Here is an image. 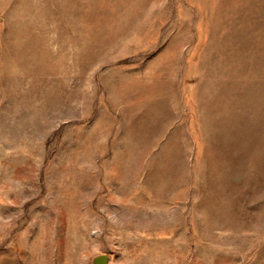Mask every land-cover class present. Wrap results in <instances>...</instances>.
<instances>
[{
    "label": "rangeland",
    "instance_id": "rangeland-1",
    "mask_svg": "<svg viewBox=\"0 0 264 264\" xmlns=\"http://www.w3.org/2000/svg\"><path fill=\"white\" fill-rule=\"evenodd\" d=\"M264 264V0H0V264Z\"/></svg>",
    "mask_w": 264,
    "mask_h": 264
},
{
    "label": "water",
    "instance_id": "water-1",
    "mask_svg": "<svg viewBox=\"0 0 264 264\" xmlns=\"http://www.w3.org/2000/svg\"><path fill=\"white\" fill-rule=\"evenodd\" d=\"M94 264H109L107 256H100L94 260Z\"/></svg>",
    "mask_w": 264,
    "mask_h": 264
}]
</instances>
